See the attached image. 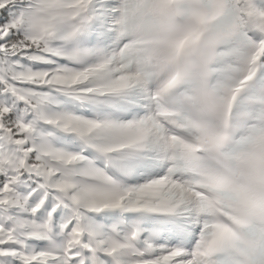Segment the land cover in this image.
<instances>
[{"label": "snow or ice", "instance_id": "snow-or-ice-1", "mask_svg": "<svg viewBox=\"0 0 264 264\" xmlns=\"http://www.w3.org/2000/svg\"><path fill=\"white\" fill-rule=\"evenodd\" d=\"M0 264H264V0H0Z\"/></svg>", "mask_w": 264, "mask_h": 264}]
</instances>
